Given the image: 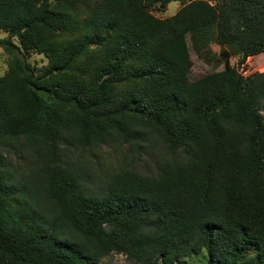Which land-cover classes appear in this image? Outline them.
Masks as SVG:
<instances>
[{"label":"trees","instance_id":"16d2710c","mask_svg":"<svg viewBox=\"0 0 264 264\" xmlns=\"http://www.w3.org/2000/svg\"><path fill=\"white\" fill-rule=\"evenodd\" d=\"M0 33V264H264V0H0ZM187 41L236 64L190 80ZM105 147L149 166L89 188Z\"/></svg>","mask_w":264,"mask_h":264},{"label":"rangeland","instance_id":"374dc122","mask_svg":"<svg viewBox=\"0 0 264 264\" xmlns=\"http://www.w3.org/2000/svg\"><path fill=\"white\" fill-rule=\"evenodd\" d=\"M181 5L178 2L170 3L164 11L154 9L151 13L158 19H166L173 16ZM5 35L0 33V38ZM188 50L190 54V60L192 67L190 69L189 78L190 80L198 79L204 75L212 72H219L225 68L235 66L236 59H230L226 57L222 50L216 46L211 45L210 50L215 53L216 60L210 64L205 63L202 59L196 56L192 51L189 41H187ZM30 62L35 63L38 66L45 64V61L39 56H32ZM6 72V55L0 49V77ZM239 72L243 76H248L254 72H264V54L257 55L253 58H249L246 64L239 68ZM84 162L88 166L89 179L87 184L89 188L98 189L97 184L103 181L110 168L125 162L127 164H133L138 170H145L146 166H149L148 157L140 155L138 157L126 152L125 150H113L111 147H105L94 153H85L82 156ZM207 256L205 252H201L198 255H191L184 260H181L177 264H206ZM101 264H132L129 263L123 255L112 254L108 258L104 259Z\"/></svg>","mask_w":264,"mask_h":264}]
</instances>
